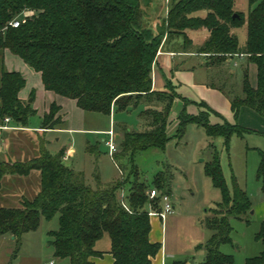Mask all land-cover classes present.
I'll list each match as a JSON object with an SVG mask.
<instances>
[{
    "label": "trees",
    "instance_id": "1",
    "mask_svg": "<svg viewBox=\"0 0 264 264\" xmlns=\"http://www.w3.org/2000/svg\"><path fill=\"white\" fill-rule=\"evenodd\" d=\"M236 4L237 0H172L162 20L166 30L160 32L161 26L154 29L145 20L146 0H0V51L9 50L38 72L45 90L75 99L85 111L106 115L112 110L142 108L139 129L115 124L122 135L113 160L122 173L126 167L120 162L129 159L131 170L126 177L102 182L96 175L92 186L83 172L64 164L65 149L51 154L45 139L27 159L0 161V187L7 175L26 176L34 170L39 174V188L33 196H22L19 206L0 207V237H13L12 257L23 234L36 230L42 218L57 216L58 227L48 234L53 256L60 263L93 264L92 258L105 252L95 247L105 235L110 240L107 252L113 264L151 263L161 243L149 238L151 223L146 210L149 202L159 209L160 196L169 194L170 168L166 165L158 171L149 184L140 179L132 157L138 151L162 150L169 140V113L178 96L169 82L164 90L152 88L153 64L163 37H182L187 44L191 43L186 34L189 30L207 31V38L196 48L209 59L207 65H221L242 54L241 95L218 89L228 97L235 117L242 107L264 116V0H247L246 14ZM15 18L25 21L14 28L10 22ZM244 24L242 43L234 29ZM251 65L255 67V84L248 77ZM25 83L20 72L1 69L0 123L9 117L12 125L27 127L35 110L33 98L19 97ZM58 109L55 102L50 104L40 128L63 124L55 117ZM189 122L201 124L210 137H222L225 145L232 134L246 131L240 125L209 124L205 115H189L182 109L174 136H182ZM204 171L220 190L221 202L203 220L210 236L196 246L205 255L200 264H232L231 255L219 248L231 242L228 217L241 219L252 209V202L234 177L232 189L228 188L215 149L210 150ZM260 174L264 176V164L259 167ZM151 188L158 192L153 200L146 193ZM255 238L262 243V250L246 258L245 264H264V218Z\"/></svg>",
    "mask_w": 264,
    "mask_h": 264
},
{
    "label": "rangeland",
    "instance_id": "2",
    "mask_svg": "<svg viewBox=\"0 0 264 264\" xmlns=\"http://www.w3.org/2000/svg\"><path fill=\"white\" fill-rule=\"evenodd\" d=\"M247 6V0H237L236 8L245 14ZM146 7L143 6L147 12ZM155 8L157 12H154ZM163 9L164 1H162ZM154 10L149 9L147 15L151 20L158 16L157 24L161 26L160 32H163L166 30V25L162 23L165 17L160 12V5L154 7ZM203 14L202 12L201 15ZM234 33L243 43L246 37L245 24L235 28ZM195 34L194 31L192 38L195 44L202 43L203 38H197V35L193 37ZM191 44L192 42L187 43L186 47L192 48ZM195 48L196 46L193 49ZM3 52L0 51V71L2 68L16 69L26 78V86L23 87L22 92L28 93L34 88L33 94H29L28 98H33L31 105L35 112L28 117L25 130L10 131V135H8L9 131L3 132V137L5 134L9 136L10 143L6 150L0 149V161L8 158L27 159L36 153L38 142L47 139L49 143H46V148L51 154L58 153L62 148L73 149V156L64 160V164L83 172L86 182L92 186L95 185L96 175L102 182L117 179L120 175L126 177L131 170V163L128 158L122 159L120 163L126 168L122 173L120 172L105 144L109 135L103 130L109 129L111 123L112 126L123 123L130 129H139L141 106L131 107L125 111L112 110L110 115H106L85 111L77 105L75 99L69 98L60 102L62 108L60 107L55 115L59 120L64 118V121L63 127L59 125L53 129H62L48 134L44 129L38 131L42 110L49 100L50 93L41 86L39 75L21 58L13 57L17 61L12 62ZM205 58L197 54L176 57L174 62L176 68L169 75V83L178 96L169 113L171 121L167 127L169 140L162 150L147 149L135 152L132 161L138 167L140 179H144L149 184L158 171L164 170L166 165L169 166V194L175 208L162 222L167 247L181 254L183 259H187L192 264L201 263L205 256L204 251L197 249L196 246L205 243L210 236V231L205 228L203 220L221 202L220 190L212 185L204 171L210 150L215 149L219 154L228 188L232 189L234 177L252 202L253 212L250 210L241 219L235 215L228 217L232 227L231 242L221 244L219 247L223 253L231 255L232 264H245L246 258L258 255L262 250V243L255 238V235L262 219V213L258 208L264 207V176L258 175L260 165L264 164V116L244 107L240 108L235 117L230 109L225 93L241 95L242 91L243 61L238 55L229 57L221 65H209V67L204 64ZM248 77L251 84H255L254 65L249 67ZM218 88L223 89L225 93ZM182 109L189 115H205L209 124L240 125L246 131L241 135L232 134L228 145H225L222 137H210L201 124L189 122L185 125L182 136L176 137L174 134L179 125V114ZM120 139L121 137L116 140L118 149ZM15 180L14 183L2 185L0 205L7 206L5 197L9 192H14L15 195L21 193L28 195L27 193L37 186V177L34 174H31L23 184L18 183V179ZM20 188H24V192ZM57 227V216L50 220L42 218L36 230L22 235L16 254L17 259L12 262L49 264L53 261L54 264H62L53 256V247L50 244L52 238L48 234ZM0 238L1 255L9 254L8 259H12L14 241L8 235ZM107 238L108 236L105 235L103 240Z\"/></svg>",
    "mask_w": 264,
    "mask_h": 264
},
{
    "label": "crops",
    "instance_id": "3",
    "mask_svg": "<svg viewBox=\"0 0 264 264\" xmlns=\"http://www.w3.org/2000/svg\"><path fill=\"white\" fill-rule=\"evenodd\" d=\"M162 1H164V9L163 10H162ZM168 1L169 0H146V2H148V5H147V7L146 6L145 7L149 11V9L150 10L151 9L154 10V7H156L157 5H160V7H161V11L160 12H162V16L165 17L166 14H167V9H168ZM148 11H147V14L149 13ZM154 12H157L156 8H155ZM200 14H202V13H200ZM159 16H161V15L159 14ZM145 20H146L147 24L150 27H153L155 29V27H156V25L158 23V16L153 17L152 20H151L149 18V15H146ZM194 31H195L196 34L193 35V37H195L197 35V38H199V37L203 38V40H202L203 42L208 36V32L204 31V30H189L186 34L188 36V39L193 44V45L192 44L190 45V46H192V48L191 47H188V48L186 47V44L184 43V40H183L182 37L167 38L166 35L163 37L162 43H161L160 48H159V50L157 52V55H156L155 62L153 64V69H152V88L157 89V90L166 89L167 82L170 81V79H169L170 76L169 75H170V73H173L174 69L176 68L174 62H175V59H176L177 56H179V55H184V56H188L189 55L190 56L191 54H197L199 57L205 58L206 55L196 52L197 51L196 50L197 46L201 45L203 42L195 44L194 38H192V33ZM194 46H196L195 49H193ZM3 53H4V55H7L8 58H10L12 60V62H14V61L16 62L17 61L16 58H13V57H18V56L12 54L9 50L5 49ZM240 58L242 59L241 61H243V58L242 57H240ZM204 61H205L204 64L207 65V63H206L207 59L206 58L204 59ZM207 66L209 67V65H207ZM210 66H212V65H210ZM7 70L8 71H12V69H7ZM14 71H16V69ZM36 73L39 75V79H40V74L38 72H36ZM25 80H26V78H25ZM40 81H41V79H40ZM40 83H41V86L43 87L42 82H40ZM25 86H26V83H25ZM43 89H44V87H43ZM32 90L34 91V88H32L28 93L25 92L23 94V92H22L23 88H22L20 90V92H19V97L22 100H28V101L30 100L31 101L32 99H29L28 96H29V94H30V92ZM46 91H48L50 93V97H49V100H48L47 104L45 105L44 109L42 110L41 118H42L44 113L48 112L49 106H50V104L52 102H55L57 105H59L62 108V105H61L60 102L62 100H65V99H69V98L60 96V95L54 93L53 91H50V90H46ZM174 103H175V101H174ZM229 105H230V102H229ZM242 108H244V107H242ZM230 109H231V105H230ZM89 112H91V111H89ZM62 115L64 116L63 111H62ZM62 120L64 121V118ZM2 124H4V122L0 123V125H2ZM7 125L10 126L11 128L2 129L1 130V134H0V139H1V141H0V149H3V150H6L8 148V146H9L10 142L8 140V137H9L8 135H10V131L15 132V131H19V130H25V128H27V127L14 126V125L11 124V120L7 123ZM62 127H63V124H62ZM111 127H113V129L115 131V139L118 140L121 137L122 133L115 128V124L112 126V123H111L110 128ZM139 128H140V126H139ZM37 129H38V131H40L42 128L38 127ZM60 129H62V128L48 129V130H45V132H46V134H48L49 132H56V131H58ZM109 129H107V130H109ZM107 130H103V132H106ZM4 131L5 132L9 131V132H8V135L5 134L4 137H3V132ZM97 131H100V130H97ZM45 140H47V139H45ZM47 142L49 143L48 140H47ZM64 149H65V154H69V157L67 159H64V160H68V159L71 158V156H73L74 151H73V149L71 147H67V148H64ZM3 161H13V160L8 158V159L3 160ZM31 174L36 175V177H37V183H36L37 186H35L33 190L31 189L30 193H27L28 195L30 194V196L26 195L25 193H21L19 195H15L14 192H9L6 195V197H5V199L7 201V206H5V207L19 206V200L21 199L22 196H26V197L33 196L35 194V192L39 188V174H38L37 171L34 170V171H31L26 176H17V175L16 176H9V175H7L6 177H4L2 185L9 184V183H14L15 179H18L17 180L18 183L23 184L26 181V179ZM114 179H116V178H114ZM114 179H112V180H114ZM112 180H110V181H112ZM1 187H0V189H1ZM21 189H22V192H24V188H20V190ZM17 191H18V189H17ZM1 206H3V205H0V207ZM174 208H175V206H174ZM255 210L256 209H254V211ZM258 211L260 213H262V219H263L264 218V207L260 206L258 208ZM162 222L163 221H161L159 218H155V217L150 218L151 231H150V234H149V238L153 242H160L161 243L160 250L152 258L150 264H192L187 259H183L181 254L173 252L172 250L168 249L166 236L164 234V232H165V229H164V226H163L164 224ZM103 238L104 237H102L101 239H99L96 242L95 247H96V249L102 250V251H105V252H104V254L101 257H93L92 258L93 264H113V257H112V255L110 253L107 252V250L110 247L109 237L105 241L103 240ZM10 239L13 240V237H10ZM9 250H10V248L8 249V251ZM8 255L9 254L3 255L4 256L3 257L1 255V253H0V264H15V262H12V261H15L17 259V257H16L17 255H15L12 259H8ZM194 264H200V263H194Z\"/></svg>",
    "mask_w": 264,
    "mask_h": 264
},
{
    "label": "built area",
    "instance_id": "4",
    "mask_svg": "<svg viewBox=\"0 0 264 264\" xmlns=\"http://www.w3.org/2000/svg\"><path fill=\"white\" fill-rule=\"evenodd\" d=\"M24 19H19V18H15L10 22V25L14 28L18 27L22 22H24ZM239 57H243L242 54L238 55ZM10 121L9 117L4 118V124L0 125V134H1V130L2 129H8L11 128L10 126L7 125V123ZM106 133L109 135V139H107L105 141V144L108 146L109 148V152L110 155L113 158V154L117 151L118 147L116 144V139H115V131L113 129V127H111L109 130L106 131ZM69 157V154H65L64 155V159H67ZM147 195L149 200H153L154 198H156L158 196V192L155 188H151L149 190H147ZM125 190H122L121 192V196L125 197ZM122 204L126 207L125 202H122ZM174 210V206L170 200V195L169 194H163L160 196V208H154L151 205V202H149L148 207H147V215L152 218H159L161 221H163L167 215L171 214ZM49 264H54L53 261H50Z\"/></svg>",
    "mask_w": 264,
    "mask_h": 264
},
{
    "label": "water",
    "instance_id": "5",
    "mask_svg": "<svg viewBox=\"0 0 264 264\" xmlns=\"http://www.w3.org/2000/svg\"><path fill=\"white\" fill-rule=\"evenodd\" d=\"M30 101V100H29ZM0 141H1V139H0ZM251 212H253V210H251Z\"/></svg>",
    "mask_w": 264,
    "mask_h": 264
}]
</instances>
